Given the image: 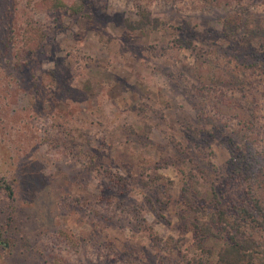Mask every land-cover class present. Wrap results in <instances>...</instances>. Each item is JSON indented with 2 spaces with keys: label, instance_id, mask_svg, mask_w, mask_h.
Listing matches in <instances>:
<instances>
[{
  "label": "rangeland",
  "instance_id": "1",
  "mask_svg": "<svg viewBox=\"0 0 264 264\" xmlns=\"http://www.w3.org/2000/svg\"><path fill=\"white\" fill-rule=\"evenodd\" d=\"M255 200L264 0H0V264H218Z\"/></svg>",
  "mask_w": 264,
  "mask_h": 264
},
{
  "label": "trees",
  "instance_id": "2",
  "mask_svg": "<svg viewBox=\"0 0 264 264\" xmlns=\"http://www.w3.org/2000/svg\"><path fill=\"white\" fill-rule=\"evenodd\" d=\"M43 37V34L36 37V44ZM245 179H248L247 185L253 190L249 173L245 176ZM225 203H228L227 199H225ZM254 203L255 205L242 201L236 206L231 204L230 207H234L233 212L236 213V215H232L231 220L228 217L226 219L224 208L218 207V212L223 215V224H225L216 228L220 233L223 232V244L217 250L218 264H254L252 260L256 258L264 264V245H260L255 240L251 231L244 232L243 229H240V226L245 224L252 230H264V206L259 200H255ZM201 228L205 234L211 231V226L208 224L201 225ZM259 246H262V252L259 251Z\"/></svg>",
  "mask_w": 264,
  "mask_h": 264
}]
</instances>
